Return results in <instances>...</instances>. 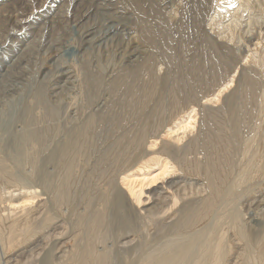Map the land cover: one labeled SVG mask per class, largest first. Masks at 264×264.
Masks as SVG:
<instances>
[{"label":"bare ground","instance_id":"obj_1","mask_svg":"<svg viewBox=\"0 0 264 264\" xmlns=\"http://www.w3.org/2000/svg\"><path fill=\"white\" fill-rule=\"evenodd\" d=\"M71 6L77 45L52 37ZM24 9L8 31L22 41L0 35V264H264V28L239 72L234 32L219 44L198 25L197 44L162 46V77L115 0Z\"/></svg>","mask_w":264,"mask_h":264},{"label":"rangeland","instance_id":"obj_2","mask_svg":"<svg viewBox=\"0 0 264 264\" xmlns=\"http://www.w3.org/2000/svg\"><path fill=\"white\" fill-rule=\"evenodd\" d=\"M29 1H31V0H24V1L23 0H20V1L10 0V3H14V4L10 5L6 10H4L3 12L0 13V35H3V45H6V44L8 45V43H11L13 40L18 41V42L22 41V39L20 37H18L17 35H14L12 33L11 34L8 33V31L10 29H17L18 27H17L16 20L19 18H22L23 15H25V14H29L24 9L25 4H27V2H29ZM32 1L33 2L37 1V5H40L42 2H45V1L49 4L53 0H32ZM115 1L117 2L119 7L123 8V9L129 11L131 14H133L134 19H136V21H138V20H139V22L141 21L140 24H142L143 27L148 30V33L151 36H153L152 38L155 41L152 40L153 41V44H152L153 47L150 46L149 50L153 54L157 55V57L159 58L158 61H159V64L161 65L160 67L161 68L163 67L162 68L163 70H161L159 68V70H161L160 73H162V74H160V76L162 75V77L164 76V74H169V73H170L169 75L171 77H173L172 75L174 74V66L173 65L168 66L166 61H164L166 59L165 58L166 56L164 54V49H166V51H167V49H169L170 53H174L176 50H178V49L180 50V47H181L180 44H182L183 41H185V40H190L191 42L193 41L194 44H197L199 42L200 37L195 32V29H197L196 26H198V25H201V27L203 29H208V26L213 24V28L216 27V30H218V32H219V33L210 32V33H215V35L211 36V38H213L212 41H215V42L219 41V40L217 41V37H218V39H220L219 38L220 35H228V33H230L231 30L234 32L235 40H234L233 44L227 43L228 44L227 45L224 42H221V43L218 42V43L219 44H225V46L228 48L225 51H223L224 59H226L225 62H229V64H231V65L239 63V67H240L239 72H240V69L243 67V64L241 63V61L247 55V52L249 51V49H247L248 47H246L249 45L248 44L249 39H253V37H255V36L258 37L259 29L264 28V14L262 13L260 8H257V4L264 6V0H262V1L251 0V4L248 6H247V4L246 5L242 4V2H240L241 0H237L232 4H229L232 0H223L222 2L219 0L220 3L218 2V0H178V1L177 0H115ZM170 1L173 4H171ZM178 2H179V4H178ZM253 2H254V4H253ZM62 4H64V2H62L61 5ZM170 4L173 6H171ZM220 4L223 5V7H219ZM167 6H168V8H167ZM72 8L73 7L71 6L70 8H68V10H66V11L63 10L62 14L64 16L62 15V17H61V20L63 22H61L60 24H58V26H56V30H55L54 34H52V37H53V40L54 39L56 40V38H57V40H59L61 43L69 42L71 44L77 45L81 41V36H82L81 34L82 33L74 32V29H73V25L75 24L74 19H73L74 17L71 16V14L74 13V8L73 9ZM67 11H68V13H67ZM173 12H174V14H173ZM171 14H173V15H171ZM21 15H22V17H21ZM169 16H170V19H169ZM235 19H237L235 21V24H234L236 27H234V25L232 27H230V25L233 23V21ZM260 19H261V21H260ZM236 22H237V24H236ZM255 22H256V24H255ZM145 23H146V25H145ZM22 24H24V23H22ZM154 24H156V25H154ZM163 25H165V26H163ZM248 25H249V27H248ZM145 26L148 28H146ZM158 29H159V31H158ZM220 29H222V30H220ZM188 31H189V33H188ZM235 31H236V34H235ZM157 32H158V34H157ZM220 32H221V34H220ZM224 32H226V33H224ZM163 33L169 34L170 39L165 38ZM218 34H219V36H218ZM33 38H29L27 40L25 39L24 42L26 44H28L30 41L33 40ZM171 38H172V40H171ZM236 38H239V39H236ZM1 40H2V38H1ZM181 40H182V43H181ZM163 41L165 42V44ZM167 43H168V45H166ZM162 46L164 47V49ZM170 46L172 48H170ZM109 47H111V48H109ZM109 47L107 48V50L104 49V51L105 52L106 51L111 52L113 47L112 46H109ZM4 48L6 49V48H8V46H6ZM22 48H19L22 51L21 52L19 51L18 54H22V52L25 50V48H23V49ZM230 49H231V51H229ZM18 50H14V52H17ZM96 50L97 49L93 50L91 52V54H89L90 55L89 59L96 60L97 57L101 56L104 52L103 50L101 52L99 49L97 51ZM159 50H161V52ZM227 50H228V52H227ZM161 53L164 56V57L162 56L163 58L160 55ZM173 55L174 54H172V56ZM48 57H46L44 55L42 56V54H40L39 57H37V60H35V64H31V67L34 68L35 70L40 69L41 73L47 72L49 70L50 64H51V59H50L51 55H48ZM225 57H227V58H225ZM67 58L69 60H71L72 58L74 59V56L68 55ZM161 58H162V60H161ZM76 60L77 59H75V61ZM0 61H3V59L0 58ZM104 63H106V62H104ZM110 63L111 64H117L119 62H118L117 58H114V59L112 58L110 60ZM166 68L169 70V73H167L168 70ZM91 69L93 70V69H95V67L94 68L92 67ZM96 72H97V74L98 73L101 74V71L100 72L96 71ZM72 118H73V116H71L70 119H72ZM159 169H160V167H158L154 171H152L153 174L158 173ZM113 258L115 259V263L118 264L120 261V258L118 257V254L116 252H114Z\"/></svg>","mask_w":264,"mask_h":264}]
</instances>
